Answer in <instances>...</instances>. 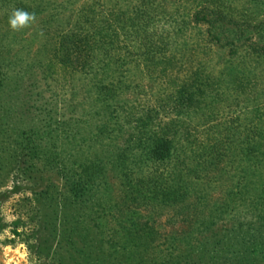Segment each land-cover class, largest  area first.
Wrapping results in <instances>:
<instances>
[{
  "label": "rangeland",
  "instance_id": "374dc122",
  "mask_svg": "<svg viewBox=\"0 0 264 264\" xmlns=\"http://www.w3.org/2000/svg\"><path fill=\"white\" fill-rule=\"evenodd\" d=\"M117 2L130 6L136 0H50L20 30L9 26L11 12L0 3V70L3 66L10 85L13 76L17 81L15 92L11 85L8 98L0 100V264H238L240 255L245 259L239 264H264V242L244 247L236 241L240 227L255 234L264 214L258 181L243 189L244 196L239 192L250 179L264 180V165L261 175L253 174L254 165L264 164V0H156L162 11L155 30L173 49L174 63L165 72L145 70L136 66L138 54L129 55L131 39L123 43L121 56L128 65L122 78L129 87L118 90L114 119L98 135L105 169L86 207L78 205L74 215L63 216L61 203L69 187L40 146L41 157L30 156L19 124L24 117L25 129L37 125L43 132L59 119L70 120L75 132L87 120L89 134L98 133L94 121H102L89 114V78L69 72L58 58L63 51L55 48L61 35L76 29L81 10L108 11ZM203 6L227 16L216 24L221 29L213 28L221 32V42L211 40L208 22L194 21ZM178 25L183 29L179 35ZM208 76L209 105L177 115L171 96L182 87H203L196 77ZM96 106L105 107L102 102ZM150 113L155 128L175 117L185 120L182 130L190 128L202 144L195 150L208 156L187 159L194 171L187 175L189 169H182L188 187L181 200L162 201L160 188L137 189L138 179L155 169L159 175L165 171L160 178L170 186L180 173L172 165L138 164L144 152L136 142L137 120ZM214 138L230 149L221 144L213 155L222 161L213 166L210 151L202 147ZM251 140L261 147L257 159L249 161L234 147ZM101 142L108 151L101 152ZM41 143L48 145L47 137ZM119 151L125 155L119 157ZM92 152L86 145L77 154Z\"/></svg>",
  "mask_w": 264,
  "mask_h": 264
},
{
  "label": "trees",
  "instance_id": "16d2710c",
  "mask_svg": "<svg viewBox=\"0 0 264 264\" xmlns=\"http://www.w3.org/2000/svg\"><path fill=\"white\" fill-rule=\"evenodd\" d=\"M0 3L5 5L10 12L14 9H23L27 12L35 13L36 18L48 8L50 0H0ZM161 6L160 4H156V0H136V2L132 5L130 4V6L122 5L117 2L114 6L107 8L106 10L108 11L101 12L94 9L92 12H87L81 10L76 29L70 34H64L59 37L57 41L59 48L58 50L55 48V51L57 53L63 51L61 56H58L60 63L71 73H84V75L89 78V82H91L90 89L87 90V92H92V97H89L90 101L88 102L92 107L89 114L93 118L100 115L99 119L102 121L101 123H99L98 120L94 121V124L97 122L95 130L98 129V133H96L95 136L89 134L91 128L88 126L89 124L86 123L87 120H84L83 126L85 127L79 130L81 129L79 126L75 132H73L74 129L70 120L59 119L52 129H46L43 132L37 128V125H31L30 128L25 129L27 123L24 122L26 120L24 117L22 119V124H19L22 128V132L20 133V138H22L21 141L26 140L30 144L28 152L30 156L41 157L42 154H40L41 151L38 148L40 146L42 150H44L43 152L47 163L57 169L58 173H60L61 177L65 180L66 185L69 187L70 195L61 203L62 210H64L65 213L63 216L66 217V219L69 218L70 215H74L75 209L83 207V205L86 207L87 201L85 200H89L88 196H92V187L95 185L100 173L105 169V160L102 158L104 154L101 155L98 152L100 143L98 135L105 132L110 125L111 119H114L113 107L118 90H125V88L129 87L128 82L122 78V73L123 71H127L128 65L125 58L121 56L122 49L125 46L123 43H126L127 38L131 39L132 44L129 55L138 54L140 59L137 61L139 63L136 64V66H142L145 70H161L165 72L167 69L171 68L174 63L173 49L167 47V44H164V42L160 40L161 38L164 40V38L155 30L158 24ZM223 13L224 11L203 6L200 10L195 12V17L193 16V19L198 23L201 21L208 22V33L211 40L213 39L215 42H221V32H217L215 29L213 30V28L219 27L216 26L217 22L227 18ZM169 15H173V13H169ZM187 22L188 21L184 20L181 23ZM219 28L221 29V27ZM182 30V27L178 25V35ZM1 69L3 70V66ZM2 70H0V100L4 97L8 98L11 85L13 87V93L17 89L15 76H13V82H11L10 85L8 81H5V79H8V76L4 74ZM196 80L195 83L203 87L198 86L194 91H189L185 87H182L177 95L175 93V98L171 96V99L175 100V104H178L176 107L178 109L177 115L185 112L189 113L193 110L197 111L204 107L203 105H209L206 90L212 87V84H210V77L208 76L200 79L196 77ZM20 86L19 84V96H21L22 92L20 91ZM98 102H102L105 107H103V109H101L100 106L97 107L96 105ZM153 120L154 116L151 113L145 116L142 115L137 120L136 127L139 129L137 131L138 139L136 142L144 152H142V159H138V164L140 163V166L143 164L151 165L149 163V161H151V163L156 165L158 163L165 164V166L172 165L169 167H174V169L176 167L179 168L180 173L177 174L179 178L177 177L178 181L176 180V182L170 186L169 181H166L167 178H160L165 171L161 172L159 175V170L155 169L150 171L152 176H150L151 173H148L146 176L138 179L139 187L137 189L140 190L144 188V186L149 189L160 188L157 194H162L161 197H164V199H161L162 201L181 200L186 197L188 187L187 181L184 180L182 169H185V167L189 169L186 172L187 175L194 171L190 169L189 164H187V159L199 158L201 155L205 156L198 150H195L202 144L197 137H193V135L190 134V128L182 130L185 128V120L182 118L175 117L168 122H159L157 128H155L156 124H153ZM85 131H87L86 134ZM44 137H47L48 145H43V143H41ZM88 137H91L92 140L89 141ZM16 141L18 142V136ZM224 143L226 149H230L226 142H222L216 138L209 139L207 145H203L202 149H204V151H210V157L214 159L209 164L213 165L216 163L218 165L220 161H222L220 156L217 157L214 155L217 154L216 150L220 149V145ZM246 144L247 146L242 145V141L239 143L237 142L234 149H239L249 161L257 159V150L259 151L261 147L260 142L251 140L246 141ZM86 145L92 148L93 152L90 153L89 156L77 154L80 153L81 150H84V146ZM8 148L9 145L5 146L4 151ZM105 151H108V148H105L103 142H101V152ZM125 151L123 153L119 151V157L125 155ZM194 152L195 154H193ZM218 153L222 155L221 151H218ZM106 154L108 153H105V155ZM92 155L94 157L93 161L90 159ZM25 161L27 162V160ZM84 161L91 162L88 163ZM263 165L264 164L254 165L255 171L253 174L256 176L261 175V172L260 174L258 172L259 169L261 170L264 168ZM244 176L246 177V175ZM244 176H242L239 181L244 180ZM257 181L260 187L259 197L264 195V180L260 182V180L257 179H250L249 182L241 185L242 189L239 191L241 192V197L245 195L243 189H246L248 184H253ZM260 203L264 205V196L259 204ZM78 205H80V207H78ZM98 205H100V202H98ZM263 222L264 214L258 217V226L256 227L255 234H251L249 229L243 230V228L241 230L240 227L236 241L242 243L244 247H246L245 245L248 243L264 242ZM245 252H247V250ZM244 259L245 257L240 255L237 259L238 264L243 263Z\"/></svg>",
  "mask_w": 264,
  "mask_h": 264
},
{
  "label": "clouds",
  "instance_id": "9594fccd",
  "mask_svg": "<svg viewBox=\"0 0 264 264\" xmlns=\"http://www.w3.org/2000/svg\"><path fill=\"white\" fill-rule=\"evenodd\" d=\"M35 20V13L27 12L23 9H14L9 15V26L13 30H20L29 26Z\"/></svg>",
  "mask_w": 264,
  "mask_h": 264
}]
</instances>
